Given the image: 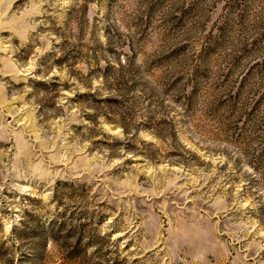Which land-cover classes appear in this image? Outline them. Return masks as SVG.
<instances>
[{
	"label": "rangeland",
	"instance_id": "1",
	"mask_svg": "<svg viewBox=\"0 0 264 264\" xmlns=\"http://www.w3.org/2000/svg\"><path fill=\"white\" fill-rule=\"evenodd\" d=\"M0 264H264V0H0Z\"/></svg>",
	"mask_w": 264,
	"mask_h": 264
}]
</instances>
